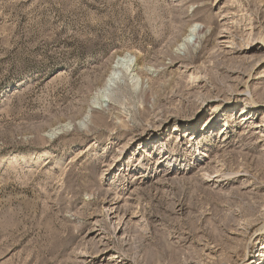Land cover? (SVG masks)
<instances>
[{
	"label": "rangeland",
	"instance_id": "1",
	"mask_svg": "<svg viewBox=\"0 0 264 264\" xmlns=\"http://www.w3.org/2000/svg\"><path fill=\"white\" fill-rule=\"evenodd\" d=\"M0 264H264V0H0Z\"/></svg>",
	"mask_w": 264,
	"mask_h": 264
},
{
	"label": "bare ground",
	"instance_id": "2",
	"mask_svg": "<svg viewBox=\"0 0 264 264\" xmlns=\"http://www.w3.org/2000/svg\"><path fill=\"white\" fill-rule=\"evenodd\" d=\"M198 33V29H197V25L196 24H193L189 30L187 31V34L186 36L184 37V39L181 41V43L179 44V47H185L186 44H190L189 42L191 41H195V36L196 34ZM128 57V56H127ZM126 56L125 57H120L114 67H113V72L111 73V75L109 76V78L107 79L106 81V84H105V88L103 89L102 91V102L103 103H106L107 102V99L109 97V90L111 89V87L113 86V84L115 83V80L118 78V76L120 75L118 69H123V68H126L125 70H127L130 66L129 63H131V58H127ZM131 67V66H130ZM95 101V100H94ZM107 105V104H106ZM95 107V106H94ZM61 133V130L58 129V130H53L51 133H50V136L49 138H54L55 136L57 135H60Z\"/></svg>",
	"mask_w": 264,
	"mask_h": 264
}]
</instances>
